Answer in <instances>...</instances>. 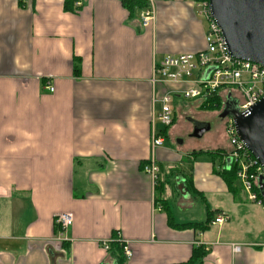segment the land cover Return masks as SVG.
Instances as JSON below:
<instances>
[{
	"label": "crops",
	"instance_id": "0c3cea01",
	"mask_svg": "<svg viewBox=\"0 0 264 264\" xmlns=\"http://www.w3.org/2000/svg\"><path fill=\"white\" fill-rule=\"evenodd\" d=\"M197 2L0 0V264H115L102 243L118 239L126 264L184 263L198 248L197 264H264V207L225 181L224 119L220 141L199 146L212 117L176 94L151 150L162 95L188 87L155 80L153 66L205 49ZM190 120L208 130L193 137ZM57 213L71 214L67 229ZM217 213L226 221L193 227Z\"/></svg>",
	"mask_w": 264,
	"mask_h": 264
},
{
	"label": "built area",
	"instance_id": "2783aa9c",
	"mask_svg": "<svg viewBox=\"0 0 264 264\" xmlns=\"http://www.w3.org/2000/svg\"><path fill=\"white\" fill-rule=\"evenodd\" d=\"M199 15L206 23L205 49L196 54H173L153 66V77L157 81L173 84H186L188 87L179 93L165 92L160 99V111L157 121L160 129L151 132V150L163 146V132L174 121L173 98L176 94L185 100L196 99L203 104L210 98L217 97L220 101L219 113L227 97L236 100L239 112H246L256 102L264 97V67L241 59L233 58L226 50L220 30L211 19L208 12V2L202 1L196 4ZM153 6L146 7L140 14V26L147 27L154 21ZM52 92L53 88L49 87ZM224 135L230 145V167L236 169V179L241 189L246 193L249 201L264 207V201L260 197L257 181L262 174V169L253 156L239 141L233 120L225 117ZM142 170L156 185L159 176V168L154 161L143 165ZM226 217L217 213L212 223H223ZM72 223L69 213H57L53 217V225L59 230L67 229ZM60 241H65L59 239ZM111 240L104 241L102 247L108 250ZM127 260L132 256L127 243L118 239Z\"/></svg>",
	"mask_w": 264,
	"mask_h": 264
},
{
	"label": "water",
	"instance_id": "95a60500",
	"mask_svg": "<svg viewBox=\"0 0 264 264\" xmlns=\"http://www.w3.org/2000/svg\"><path fill=\"white\" fill-rule=\"evenodd\" d=\"M208 12L233 58L264 67V0H208ZM218 117L233 120L239 141L260 165L257 188L264 201V97L243 113L236 100L227 97ZM190 121L193 137L208 130L206 125Z\"/></svg>",
	"mask_w": 264,
	"mask_h": 264
},
{
	"label": "trees",
	"instance_id": "16d2710c",
	"mask_svg": "<svg viewBox=\"0 0 264 264\" xmlns=\"http://www.w3.org/2000/svg\"><path fill=\"white\" fill-rule=\"evenodd\" d=\"M198 2H202V1H206L208 2V0H197ZM219 105H220V101L217 97L214 98H210L208 101L204 102L203 104H201V107L203 109H219ZM225 181L228 183L230 181H237L236 179V169L233 165H231V167H229V170L226 171L225 173ZM157 186V185H156ZM155 191H156V198L157 201L160 203L162 202L159 197L161 196L162 193V187L161 185H158L157 187H155ZM213 220V218L211 216H209V218L206 220L205 223L203 224H196L193 225L194 228L198 229L199 231H204L209 224L211 223V221ZM176 226V225H175ZM56 230V227H54ZM108 252H112V255L114 257L115 260V264H126L127 259L123 253L122 247L121 245L116 241L111 242L108 244ZM205 256V252L201 249H194L192 252L191 257L184 263H179V264H197L198 261L203 258Z\"/></svg>",
	"mask_w": 264,
	"mask_h": 264
},
{
	"label": "rangeland",
	"instance_id": "374dc122",
	"mask_svg": "<svg viewBox=\"0 0 264 264\" xmlns=\"http://www.w3.org/2000/svg\"><path fill=\"white\" fill-rule=\"evenodd\" d=\"M201 110L204 112V113H207L208 115H210L209 117L212 119L209 120L210 123H211V129L210 131L207 133L204 134V137L202 139H196L195 142L198 143L199 146L201 145H204V141H207L210 139L209 142H216V141H220V138H221V135H220V132L222 131V121L218 118V113L220 112L219 109H215V110H212V109H203L201 108ZM206 145V144H205Z\"/></svg>",
	"mask_w": 264,
	"mask_h": 264
}]
</instances>
